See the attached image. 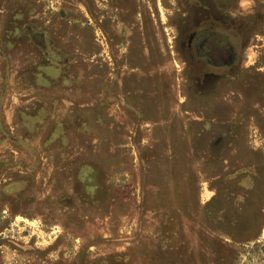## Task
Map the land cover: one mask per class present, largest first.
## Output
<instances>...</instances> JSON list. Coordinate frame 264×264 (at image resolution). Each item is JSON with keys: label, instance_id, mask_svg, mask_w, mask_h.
Listing matches in <instances>:
<instances>
[{"label": "rangeland", "instance_id": "1", "mask_svg": "<svg viewBox=\"0 0 264 264\" xmlns=\"http://www.w3.org/2000/svg\"><path fill=\"white\" fill-rule=\"evenodd\" d=\"M0 264H264V0H0Z\"/></svg>", "mask_w": 264, "mask_h": 264}, {"label": "flooded vegetation", "instance_id": "2", "mask_svg": "<svg viewBox=\"0 0 264 264\" xmlns=\"http://www.w3.org/2000/svg\"><path fill=\"white\" fill-rule=\"evenodd\" d=\"M211 19L213 20H208V22L203 20L201 29L195 34V37H190L189 42L186 44L190 55L189 64L195 65L198 75L197 88L201 92L208 91L217 83L214 76H221L220 79L231 73L237 57L236 47L230 35L216 28L215 23L218 22L219 17L213 16ZM211 34L225 37L227 44L216 41L215 38L211 37L210 40L205 41ZM197 46L200 47L197 48Z\"/></svg>", "mask_w": 264, "mask_h": 264}, {"label": "water", "instance_id": "3", "mask_svg": "<svg viewBox=\"0 0 264 264\" xmlns=\"http://www.w3.org/2000/svg\"><path fill=\"white\" fill-rule=\"evenodd\" d=\"M215 38L216 41H220L222 42L223 44H227V41H226V38L221 36V35H217V34H211L207 39H205V41H207L208 39L210 40L211 38ZM200 46H197V48H199Z\"/></svg>", "mask_w": 264, "mask_h": 264}]
</instances>
